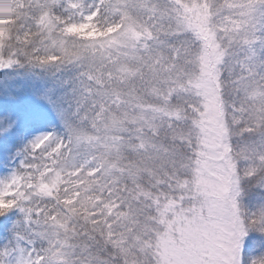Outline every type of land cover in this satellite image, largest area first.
<instances>
[{
	"label": "rangeland",
	"instance_id": "rangeland-1",
	"mask_svg": "<svg viewBox=\"0 0 264 264\" xmlns=\"http://www.w3.org/2000/svg\"><path fill=\"white\" fill-rule=\"evenodd\" d=\"M201 6L0 0V32L14 24L16 41L36 34L42 45L17 69L0 58L11 107L0 117L1 151L10 152L0 165V209L13 211L0 264H56L70 256L63 238L69 214L100 221L130 264H264V198L249 212L260 233L247 247L234 193L264 161V139L220 144L264 119V0H224L214 13ZM158 85L166 86L155 95L165 101L163 112L133 105L136 94ZM173 90L186 93L182 106L197 118L191 128L174 121ZM122 116L165 136L196 133L201 148L194 163L179 168L178 201L152 202L158 211L151 219L145 205L135 213L132 202L142 194L118 186L116 166L94 152L122 133ZM106 178H113L108 185Z\"/></svg>",
	"mask_w": 264,
	"mask_h": 264
},
{
	"label": "trees",
	"instance_id": "trees-1",
	"mask_svg": "<svg viewBox=\"0 0 264 264\" xmlns=\"http://www.w3.org/2000/svg\"><path fill=\"white\" fill-rule=\"evenodd\" d=\"M188 1L191 0H182L183 3ZM192 1L202 5L201 7L207 11L209 10L210 13H214L218 5L224 0ZM186 5L188 6L189 4ZM129 15L136 24H143L140 18L137 19L135 12ZM15 27L16 25L13 24V28L0 32V58L1 56L10 57L14 63V65L12 64L13 69L23 67L27 59L37 54L38 47L42 46L37 43L39 41L36 39V34H31L28 39L16 41L14 37ZM157 40L158 38L155 39V41ZM7 74L6 70L0 69L1 81L5 78L3 75ZM165 90V85H158L155 86L154 92L138 93L136 94L137 98L133 99V105L136 106L138 104L139 106L154 109L157 107V113L163 112L165 101L164 99L156 98L155 95L156 93L162 95ZM5 91L6 87L0 82L1 118H4L11 108L10 105L4 103L7 97V95H4ZM169 94L174 103L172 104V109L177 111L174 115V118H176L174 121L178 123L183 121L186 128H191V121L197 120V118L185 106H182L181 102L185 101L182 96H186V93L180 90H173ZM136 111L137 109L135 108ZM123 117L120 118L124 125L122 133L114 135L112 144L106 142L99 147H95L94 152L106 162H111L116 166L117 174L115 180L118 186L127 188L130 194L135 191H139L142 194L143 200L136 203L133 201L132 195L127 197L133 201L135 213L145 205L149 214L148 217L151 219L156 216V210L158 211L157 206L152 207V202L156 201L159 204L158 207H162L178 201L180 194L177 191L176 183L179 177V168L184 164L194 163L201 152V148L194 138L197 134L192 133V131L190 133L193 134V137L191 134V137L188 138H177L168 134L165 136V132L161 128L152 131L141 126H132ZM106 134L107 132H102L100 134L101 139L107 140L108 134L105 137ZM260 139H264V119L249 132L236 134L227 141L223 140L220 144H226L229 141L230 143L236 141L239 144H248ZM1 148L2 146L0 147V165L4 163L5 157L10 153L7 148L4 149L5 151H1ZM112 179L106 178L104 180L108 185ZM263 180L264 161L260 164L255 174L239 182L234 192L236 200L241 207L244 223L249 229L247 247L256 240L257 235L260 233L256 229L258 220H252L253 218L249 216V212L258 206L260 198H264V190L260 187ZM187 206H190V204ZM12 213L11 209H0V241L9 233ZM64 217L68 223L63 238L66 239L72 253L56 264H130V261L106 240L103 228L99 223L100 221L96 219L84 220L80 216L74 217L72 214ZM139 217L142 221V217ZM160 230L163 229L159 228L158 231ZM135 233L139 235L141 230L137 228Z\"/></svg>",
	"mask_w": 264,
	"mask_h": 264
}]
</instances>
